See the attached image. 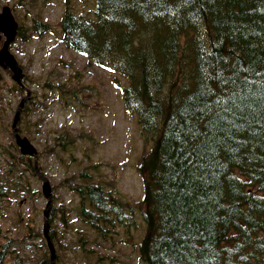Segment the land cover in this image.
Returning a JSON list of instances; mask_svg holds the SVG:
<instances>
[{"label":"trees","instance_id":"1","mask_svg":"<svg viewBox=\"0 0 264 264\" xmlns=\"http://www.w3.org/2000/svg\"><path fill=\"white\" fill-rule=\"evenodd\" d=\"M93 12L67 8L60 24L69 46L124 75V106L150 140L140 257L264 264V0H95ZM65 182L100 234L131 218L100 183ZM8 195L0 176V209Z\"/></svg>","mask_w":264,"mask_h":264},{"label":"rangeland","instance_id":"2","mask_svg":"<svg viewBox=\"0 0 264 264\" xmlns=\"http://www.w3.org/2000/svg\"><path fill=\"white\" fill-rule=\"evenodd\" d=\"M68 1L70 10L95 20V0ZM4 5L10 6L25 37L18 34L10 46L23 69L24 86L0 66V176L9 192L0 209L6 234L0 242L7 241L9 251L0 264H10L17 254L24 264H48L52 253L43 235V210L50 197L46 223L54 264H147L139 251L147 224L138 163L151 143L142 135L137 115L124 106L127 79L62 42L65 0H0V9ZM39 23H46L47 29L36 30L34 24ZM27 90L31 96L17 127L36 148L35 159L24 153L23 159L18 157L11 130ZM28 157L31 160L24 162ZM33 161L47 177L51 194L42 190ZM68 179L78 185L100 183L124 202L131 221L116 223L107 232L102 223L100 234L82 219L79 196L65 182Z\"/></svg>","mask_w":264,"mask_h":264},{"label":"water","instance_id":"3","mask_svg":"<svg viewBox=\"0 0 264 264\" xmlns=\"http://www.w3.org/2000/svg\"><path fill=\"white\" fill-rule=\"evenodd\" d=\"M5 18V19H4ZM7 19V20H6ZM0 31L4 32L5 36L7 37V39L4 41L2 48L0 49V64L2 65H8L11 70L13 71V78L17 81L20 82L21 78L23 76V74L21 73V69L20 67L17 65L16 60L14 59V57L9 53L8 51V45L10 43L11 40H13L15 33H16V23L13 19V16L10 12L9 7H3L2 12L0 13ZM7 31V32H6ZM10 35V36H9ZM12 65V66H11ZM19 80V81H18ZM29 94L30 92H28V94L21 99V101L19 102V105L17 106L16 112H15V117L13 118V122H12V131H13V135L15 137V141L16 143H18L21 146V151L23 153H29V154H36L35 148L30 144V142L27 140V138H21L20 135L17 132V121L19 119L20 116V112L21 109L25 103V101L29 98ZM36 156V155H35ZM43 180V185H42V190H45V193H50V185L49 182L46 178L42 177ZM48 197V196H46ZM51 201L48 200L46 207H45V224H44V234H46L45 236L47 237V230H48V225L46 223V218L49 212V206H50ZM48 243L50 245V250H51V262L52 264H54V262L52 261V259L54 258V249L53 246L51 244V242L49 241L48 237H47ZM52 247V248H51Z\"/></svg>","mask_w":264,"mask_h":264},{"label":"bare ground","instance_id":"4","mask_svg":"<svg viewBox=\"0 0 264 264\" xmlns=\"http://www.w3.org/2000/svg\"><path fill=\"white\" fill-rule=\"evenodd\" d=\"M212 4V3H211ZM5 19V18H4ZM7 20V19H6ZM1 21V20H0ZM47 209V208H46ZM45 209V210H46ZM45 210L43 211V217L45 218ZM46 235V234H45ZM48 247H49V249H50V245H49V243H48Z\"/></svg>","mask_w":264,"mask_h":264}]
</instances>
